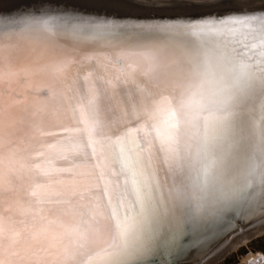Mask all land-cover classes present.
Returning <instances> with one entry per match:
<instances>
[{"label": "bare ground", "instance_id": "6f19581e", "mask_svg": "<svg viewBox=\"0 0 264 264\" xmlns=\"http://www.w3.org/2000/svg\"><path fill=\"white\" fill-rule=\"evenodd\" d=\"M224 3L245 9L264 6L261 0L205 1ZM41 17L46 16L0 17V264H90L116 239L109 201L120 212L122 201L127 206L135 200L109 159L116 146L102 148L92 142L95 105L107 118L106 135H120L145 123L123 116L134 99L128 90L141 105L168 97L175 106L189 81L177 75L180 53L153 50L149 41L140 39L144 25L175 19L119 16L112 20L125 25L119 31L126 36L73 41L63 35L58 39L56 21L45 27ZM191 83L194 115L197 102L210 105L217 86L201 84L198 77ZM163 120V114L157 117L161 130ZM146 130L151 132L150 127ZM151 134L162 194L137 225L136 251L126 264H168L182 254L191 257L221 234L229 225L228 215L244 205L235 201L234 189L247 176L251 160L237 150L214 152L202 128L197 133L193 124L185 123L183 182L176 185ZM263 231L264 221L238 231L218 252ZM255 259L248 255L245 262Z\"/></svg>", "mask_w": 264, "mask_h": 264}, {"label": "snow or ice", "instance_id": "6c2138e0", "mask_svg": "<svg viewBox=\"0 0 264 264\" xmlns=\"http://www.w3.org/2000/svg\"><path fill=\"white\" fill-rule=\"evenodd\" d=\"M236 2L245 4L248 0ZM53 20L58 39L63 35L73 41H102L126 36L119 31L125 25L113 20L79 13L39 18L45 27ZM140 39L149 41L153 50L166 48L180 53L183 59L177 75L189 82L182 85L175 106L168 97H161L151 106L141 105L135 100V93L128 90L134 99L123 116L144 119L145 123L126 128L120 135H106L107 118L95 105L97 118L91 130L92 142L102 148L116 146L109 159L131 186L135 200L127 206L122 201L120 212L109 201L116 239L111 247L97 253L90 264H126L136 251L137 225L150 206L159 203L162 187L154 166L151 132L155 133L158 155L167 165L174 184L183 182L182 128L191 123L197 133L202 128L205 143H210L214 152L228 155L237 150L251 160L247 176L234 189L235 201L246 203L249 212H254L253 198L259 191L264 203V12L210 15L198 20L178 18L144 25ZM192 77H198L201 84L211 81L217 86L210 105L197 102L199 110L194 115ZM162 114L163 130L157 122ZM141 132L145 133L143 138L139 136Z\"/></svg>", "mask_w": 264, "mask_h": 264}, {"label": "water", "instance_id": "95a60500", "mask_svg": "<svg viewBox=\"0 0 264 264\" xmlns=\"http://www.w3.org/2000/svg\"><path fill=\"white\" fill-rule=\"evenodd\" d=\"M175 2V6L165 5L164 7L142 8L139 3H152L155 1L144 0H0V17H34V16H60L66 13H79L84 16L94 18H103L112 20L115 17L158 20L163 19H192L198 20L202 17L214 15L223 17L227 14L258 13L264 11L255 7L245 9L239 6H232L229 3L207 4V0H159ZM211 5V6H208ZM128 21V20H126ZM256 203L254 212H249L247 204L244 203L235 212V215L229 216V225L212 238L204 247L198 248L191 257L180 255L182 259L173 258L168 264H201L208 256L210 260L207 264L222 257L227 250L218 252V248L229 239L234 233L246 229L252 225H257L264 221V203H261V194L258 191L253 198ZM217 252V253H216ZM213 254V255H211ZM179 256V257H180Z\"/></svg>", "mask_w": 264, "mask_h": 264}, {"label": "rangeland", "instance_id": "374dc122", "mask_svg": "<svg viewBox=\"0 0 264 264\" xmlns=\"http://www.w3.org/2000/svg\"><path fill=\"white\" fill-rule=\"evenodd\" d=\"M248 255H254L256 257L253 263L245 262V258ZM260 259L262 260V263H260ZM210 264H264V231L251 236L249 239L234 247H231L222 257L214 260Z\"/></svg>", "mask_w": 264, "mask_h": 264}, {"label": "built area", "instance_id": "2783aa9c", "mask_svg": "<svg viewBox=\"0 0 264 264\" xmlns=\"http://www.w3.org/2000/svg\"><path fill=\"white\" fill-rule=\"evenodd\" d=\"M261 260V259H260ZM260 263H262V260H261V262Z\"/></svg>", "mask_w": 264, "mask_h": 264}]
</instances>
